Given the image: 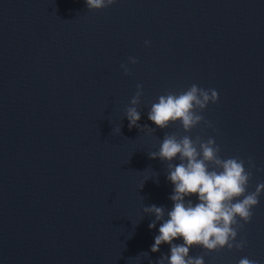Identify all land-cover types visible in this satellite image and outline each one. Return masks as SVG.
<instances>
[{"label":"water","instance_id":"95a60500","mask_svg":"<svg viewBox=\"0 0 264 264\" xmlns=\"http://www.w3.org/2000/svg\"><path fill=\"white\" fill-rule=\"evenodd\" d=\"M138 84L139 124L154 131L129 128L124 116ZM192 84L219 93L202 113L211 127L186 133L179 122L161 129L149 120L159 96ZM166 133L213 137L222 158L253 172L249 192L264 182L247 163L264 168V0H117L102 10L86 0H0V264L170 256L167 243L151 251L162 222L150 229L155 217L143 212L173 207L167 162L149 156ZM252 211L237 237L243 250L189 254L264 264V194Z\"/></svg>","mask_w":264,"mask_h":264},{"label":"clouds","instance_id":"9594fccd","mask_svg":"<svg viewBox=\"0 0 264 264\" xmlns=\"http://www.w3.org/2000/svg\"><path fill=\"white\" fill-rule=\"evenodd\" d=\"M116 3L117 0H86L89 10L106 9ZM150 43L145 41V46H150ZM138 62L137 58L129 57V63ZM121 68L125 75L131 74L127 64H121ZM143 94V85L138 84L124 116L129 121V128L154 131L139 124L141 112L138 106ZM219 99L216 89L192 84L179 94L159 96L158 103L151 105L148 118L161 129L179 122L183 130L190 133L201 123L212 126L210 121H205L202 113L210 103H217ZM121 127L120 124L113 134L120 135ZM220 153L221 147L213 137L203 140L200 136L193 139L189 135L178 137L168 133L159 150L149 153L150 158L167 162V179L174 185L169 197L173 201L171 210L155 204L143 208L144 213L155 217L149 224L150 229H155L157 222H162L151 251L159 252L165 243L171 246L170 256H162L157 264H205L203 256L189 254L193 247L218 252L225 247L243 250L246 246V238L238 240L237 237L245 224L252 221V209L259 205L260 196L264 194V182L259 183L255 191L249 192L253 172L246 169L245 161L239 157L224 159ZM177 159L180 163H173ZM247 163L256 171H264V168H257L251 157ZM156 182L159 183L158 179ZM193 196L198 198V202H193ZM178 238H182L184 243H173ZM141 254L148 256L147 252ZM239 264H258V261L241 258Z\"/></svg>","mask_w":264,"mask_h":264}]
</instances>
